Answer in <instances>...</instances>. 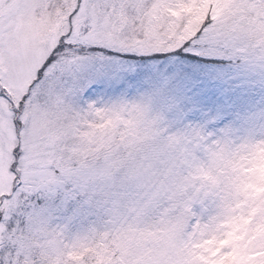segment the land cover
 Segmentation results:
<instances>
[{
    "label": "snow or ice",
    "instance_id": "1",
    "mask_svg": "<svg viewBox=\"0 0 264 264\" xmlns=\"http://www.w3.org/2000/svg\"><path fill=\"white\" fill-rule=\"evenodd\" d=\"M0 264H264V0H0Z\"/></svg>",
    "mask_w": 264,
    "mask_h": 264
}]
</instances>
